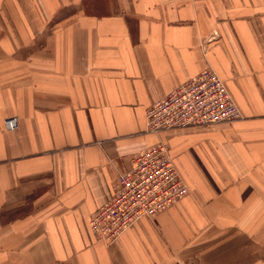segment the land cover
I'll list each match as a JSON object with an SVG mask.
<instances>
[{
	"label": "crops",
	"instance_id": "crops-1",
	"mask_svg": "<svg viewBox=\"0 0 264 264\" xmlns=\"http://www.w3.org/2000/svg\"><path fill=\"white\" fill-rule=\"evenodd\" d=\"M206 68L242 119L148 133L147 109ZM160 141L190 193L97 241L91 216ZM178 256L264 264V0H0V264Z\"/></svg>",
	"mask_w": 264,
	"mask_h": 264
},
{
	"label": "built area",
	"instance_id": "built-area-1",
	"mask_svg": "<svg viewBox=\"0 0 264 264\" xmlns=\"http://www.w3.org/2000/svg\"><path fill=\"white\" fill-rule=\"evenodd\" d=\"M240 119L242 114L225 81L211 68L183 83L146 111L147 132L152 134L231 124ZM4 127L16 131L18 118H7ZM189 193L170 155L169 145L160 141L134 156L130 168L118 175L113 196L91 216V231L97 241L112 246L138 220L153 219Z\"/></svg>",
	"mask_w": 264,
	"mask_h": 264
},
{
	"label": "rangeland",
	"instance_id": "rangeland-1",
	"mask_svg": "<svg viewBox=\"0 0 264 264\" xmlns=\"http://www.w3.org/2000/svg\"><path fill=\"white\" fill-rule=\"evenodd\" d=\"M213 37H214V32L209 35L208 39L213 38ZM208 44H210V43H208ZM250 250L254 251L253 254L255 253L254 256L256 259H258V255H259V252L261 250V247L259 245L248 242V245L246 247V251H250ZM182 259L183 258L180 259V257L178 256L174 264H203L201 257H198V258L195 257V259H192V260L188 257L189 261H185ZM255 262H258V261L255 260Z\"/></svg>",
	"mask_w": 264,
	"mask_h": 264
}]
</instances>
